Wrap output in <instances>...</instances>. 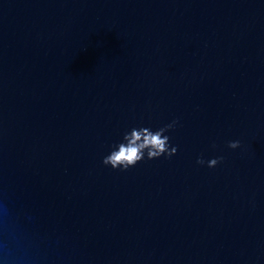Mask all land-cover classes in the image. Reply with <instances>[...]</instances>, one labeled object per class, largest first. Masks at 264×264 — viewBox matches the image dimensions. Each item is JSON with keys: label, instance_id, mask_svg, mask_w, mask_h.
<instances>
[{"label": "water", "instance_id": "obj_1", "mask_svg": "<svg viewBox=\"0 0 264 264\" xmlns=\"http://www.w3.org/2000/svg\"><path fill=\"white\" fill-rule=\"evenodd\" d=\"M0 264H264V0H0Z\"/></svg>", "mask_w": 264, "mask_h": 264}, {"label": "clouds", "instance_id": "obj_2", "mask_svg": "<svg viewBox=\"0 0 264 264\" xmlns=\"http://www.w3.org/2000/svg\"><path fill=\"white\" fill-rule=\"evenodd\" d=\"M177 123L178 121L174 120L172 123L155 130L150 126L132 127L124 133L122 140L111 146L110 151L103 158V164L111 166L113 169L127 170L145 158L151 160L161 156L171 157L175 155L177 147L170 146V137L166 133L173 129ZM228 147L237 149L240 147V142L238 140L230 141ZM221 160L222 157L212 158L207 161L203 158H198L197 163L200 165L207 163V166L212 168Z\"/></svg>", "mask_w": 264, "mask_h": 264}]
</instances>
